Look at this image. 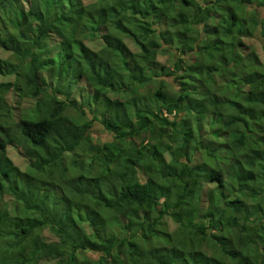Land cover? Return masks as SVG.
Segmentation results:
<instances>
[{"label":"trees","instance_id":"1","mask_svg":"<svg viewBox=\"0 0 264 264\" xmlns=\"http://www.w3.org/2000/svg\"><path fill=\"white\" fill-rule=\"evenodd\" d=\"M40 263L264 264V0H0V264Z\"/></svg>","mask_w":264,"mask_h":264},{"label":"rangeland","instance_id":"2","mask_svg":"<svg viewBox=\"0 0 264 264\" xmlns=\"http://www.w3.org/2000/svg\"><path fill=\"white\" fill-rule=\"evenodd\" d=\"M84 2H87V0H83ZM252 8H254L255 9V7H254V5H252L251 6ZM260 16H262V12H260ZM87 43V42H86ZM91 43H93L92 44V46L94 47V48H97L98 47V45H99V42L98 41H93V42H88V44L91 46ZM127 44H128V42H127ZM260 41H259V39L258 40H256V39H254V40H252V42H251V46L255 49V51L256 52H258L259 50H260ZM131 48H133L132 46H130V49ZM132 50V49H131ZM5 55V54H4ZM162 56L163 55H159L158 56V60L159 61H163L164 59L162 58ZM22 105H26L23 101H22ZM97 126L96 125H94L93 126V129L95 130V132L97 133V134H100V135H98V137L99 138H102V139H105V132H103V131H99V130H97V128H96ZM7 154H8V156H9V159L12 161V163L14 164V165H16V167H18V169L20 170V171H23V172H25L26 171V169H27V161H26V159H24V157L23 156H21V153L19 152V149H12V148H8L7 149ZM37 186H39L38 188L39 189H41L42 187L40 186V183L39 184H37ZM5 197V196H4ZM10 201V200H9ZM45 235H47L46 233H45ZM40 264H45V263H40Z\"/></svg>","mask_w":264,"mask_h":264}]
</instances>
